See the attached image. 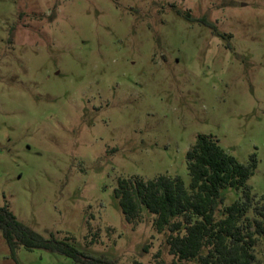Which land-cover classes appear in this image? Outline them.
<instances>
[{"label":"rangeland","instance_id":"obj_1","mask_svg":"<svg viewBox=\"0 0 264 264\" xmlns=\"http://www.w3.org/2000/svg\"><path fill=\"white\" fill-rule=\"evenodd\" d=\"M198 135L240 164L255 155L247 185L264 200V0H0V206L26 226L117 264L169 263L152 216L127 223L114 190L187 187ZM255 254L264 264V236ZM0 264H16L1 231Z\"/></svg>","mask_w":264,"mask_h":264},{"label":"trees","instance_id":"obj_2","mask_svg":"<svg viewBox=\"0 0 264 264\" xmlns=\"http://www.w3.org/2000/svg\"><path fill=\"white\" fill-rule=\"evenodd\" d=\"M190 178L159 175L151 180L121 178L114 190L127 223H138L143 213L152 216V228L165 235L173 257L169 263L154 255L150 264H256L255 247L264 236V200L252 193L247 181L257 167L255 155L240 164L211 136L198 135L185 155ZM241 197L220 209L223 191ZM0 231L16 264L18 248L58 253L77 264H117L104 256L78 250L70 238H45L19 221L7 205L0 206ZM132 264H143L134 261Z\"/></svg>","mask_w":264,"mask_h":264}]
</instances>
